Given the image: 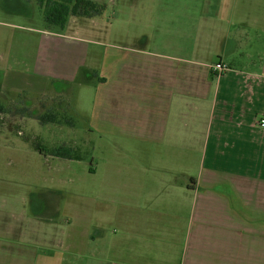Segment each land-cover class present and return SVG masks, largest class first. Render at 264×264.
I'll list each match as a JSON object with an SVG mask.
<instances>
[{
	"label": "crops",
	"instance_id": "1",
	"mask_svg": "<svg viewBox=\"0 0 264 264\" xmlns=\"http://www.w3.org/2000/svg\"><path fill=\"white\" fill-rule=\"evenodd\" d=\"M7 1L34 34L33 73L74 98L76 84L93 86L89 132L129 145L137 161L105 167L115 209L99 211L87 243L114 224L108 264H264V0H92L102 15L42 30L38 0ZM93 204L84 200L90 220ZM54 209L31 217L57 231L38 246L63 242ZM26 212L0 209L2 252L30 236ZM33 245L7 257L25 261Z\"/></svg>",
	"mask_w": 264,
	"mask_h": 264
},
{
	"label": "rangeland",
	"instance_id": "2",
	"mask_svg": "<svg viewBox=\"0 0 264 264\" xmlns=\"http://www.w3.org/2000/svg\"><path fill=\"white\" fill-rule=\"evenodd\" d=\"M14 3L11 2L10 7L8 1L4 5V0H0V209L6 207L16 214L27 211L24 226L29 228L30 236L24 239L12 236L14 240L6 242L12 251L2 252L4 243H1L0 264H108L107 260L114 256L110 241L117 234V227L107 226L105 238L89 243L85 233L95 234L100 210L115 209V204L105 203L103 199L111 190L105 187L107 172L115 174L105 167L132 165L137 161L129 145L124 144L117 150L109 140L89 132L85 113L91 110L95 98L93 86L80 88L76 84L74 98L73 92L57 93L59 89L51 81L33 73L27 58L36 51L34 34L24 29L25 20L9 13V8L17 7ZM36 9L38 14L33 24L37 27L34 29L42 30L47 23L43 12ZM108 14L110 12L106 13L107 17ZM91 47L99 52L104 50V45ZM45 68L44 71H50ZM43 115L53 117L54 122H44ZM3 144L13 150H5ZM60 147L70 149L76 159L58 160L48 155ZM92 166L102 171L91 175ZM89 198L95 200L93 209L97 219H88L84 200ZM56 203L59 205L57 213ZM44 205L54 209L57 215L55 223L63 240L58 247L38 246L35 242L44 234L47 235L42 238L49 241L56 238L57 231H52V226L31 221ZM29 241L34 248L23 249L25 261L7 257L20 255L16 249Z\"/></svg>",
	"mask_w": 264,
	"mask_h": 264
},
{
	"label": "trees",
	"instance_id": "3",
	"mask_svg": "<svg viewBox=\"0 0 264 264\" xmlns=\"http://www.w3.org/2000/svg\"><path fill=\"white\" fill-rule=\"evenodd\" d=\"M38 2L43 9L44 18L49 28L56 26L64 29L72 16L94 18L106 11L105 4L92 0H38ZM41 120L47 123L54 122L53 117H45V115L41 117ZM39 149L41 153L45 154L42 148ZM48 155L67 160L76 159L73 157L71 150L64 147L55 148Z\"/></svg>",
	"mask_w": 264,
	"mask_h": 264
},
{
	"label": "built area",
	"instance_id": "4",
	"mask_svg": "<svg viewBox=\"0 0 264 264\" xmlns=\"http://www.w3.org/2000/svg\"><path fill=\"white\" fill-rule=\"evenodd\" d=\"M225 69H226V68H225L223 65H221V64H219V65H215L214 68H213V70H214L216 73H219V74H221L223 71H225ZM258 125H259V127H261V128L264 129V119L259 120V121H258Z\"/></svg>",
	"mask_w": 264,
	"mask_h": 264
}]
</instances>
